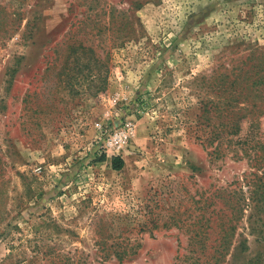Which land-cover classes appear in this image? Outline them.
<instances>
[{
    "label": "rangeland",
    "instance_id": "374dc122",
    "mask_svg": "<svg viewBox=\"0 0 264 264\" xmlns=\"http://www.w3.org/2000/svg\"><path fill=\"white\" fill-rule=\"evenodd\" d=\"M235 75L264 0H0V264H264V87L200 118Z\"/></svg>",
    "mask_w": 264,
    "mask_h": 264
},
{
    "label": "trees",
    "instance_id": "16d2710c",
    "mask_svg": "<svg viewBox=\"0 0 264 264\" xmlns=\"http://www.w3.org/2000/svg\"><path fill=\"white\" fill-rule=\"evenodd\" d=\"M240 77L235 75V78L232 80H227V78L222 77L219 81V88H220V94H216V99L220 100L223 99V96L225 95V91L230 88L229 96H226L225 101L230 102L233 101L234 104H230L229 106L233 107L235 104L237 105L239 101H243L246 103H249L247 106L250 107V109H243V110H236L234 111L231 107L225 109L219 102H213V101H206L203 104V113L202 115L205 117L202 119V122L204 124V128L209 127L210 132L207 134V136H210L209 138L213 140H216L218 136H236L238 135L242 130V122L246 121L247 119V112H251V118L248 120L253 121V115L258 112V108H260V104H262V96L263 91L262 88L264 87V79L263 78H256L251 82L250 87L247 86L246 88L241 90H238V82ZM249 79H251L249 77ZM245 80V78H242V81ZM226 84L228 86H226ZM227 112H229L227 114ZM210 113L215 114V118L219 122H211L212 116H209ZM225 114L227 116H225ZM208 122V123H207ZM205 130V129H204ZM113 162V168L114 169H120L123 165L122 160L120 159H112ZM238 204V203H237ZM231 210V215L229 218H227V227L223 231V236L221 238V241H224V243L227 241V237L229 234L232 233V227L229 225L233 219L236 216V213H238L239 207L234 206L233 204H228ZM232 207V208H231ZM223 243V242H221ZM223 243V244H224Z\"/></svg>",
    "mask_w": 264,
    "mask_h": 264
},
{
    "label": "built area",
    "instance_id": "2783aa9c",
    "mask_svg": "<svg viewBox=\"0 0 264 264\" xmlns=\"http://www.w3.org/2000/svg\"><path fill=\"white\" fill-rule=\"evenodd\" d=\"M128 136V132L125 134H120L118 137V144H121V142Z\"/></svg>",
    "mask_w": 264,
    "mask_h": 264
}]
</instances>
